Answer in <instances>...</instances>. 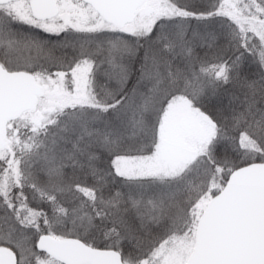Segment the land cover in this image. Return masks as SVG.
Listing matches in <instances>:
<instances>
[{"label": "snow or ice", "instance_id": "1", "mask_svg": "<svg viewBox=\"0 0 264 264\" xmlns=\"http://www.w3.org/2000/svg\"><path fill=\"white\" fill-rule=\"evenodd\" d=\"M0 264H264V0H0Z\"/></svg>", "mask_w": 264, "mask_h": 264}]
</instances>
